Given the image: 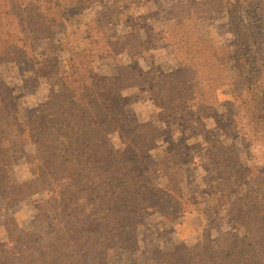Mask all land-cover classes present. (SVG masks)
<instances>
[{
    "label": "rangeland",
    "instance_id": "374dc122",
    "mask_svg": "<svg viewBox=\"0 0 264 264\" xmlns=\"http://www.w3.org/2000/svg\"><path fill=\"white\" fill-rule=\"evenodd\" d=\"M226 1L64 0L63 18L49 37L31 41L25 56L16 54L11 42L3 44L0 130L6 133L0 137L12 142L0 140L1 264H54L50 257L38 259L37 250H47L59 235L54 234L60 204L68 201L73 212L75 196L69 189L59 197L50 192L48 181H35L36 165H47V157L43 162L34 158V123L32 138L21 142L14 126L3 124L13 113L17 128L41 115L44 125L51 126L52 117L40 115V106L58 88L61 74L53 67L54 58L64 71L72 53L82 51L71 66L77 74L117 77L118 64L129 67L117 79L120 89L109 97L112 110L121 125L144 127L140 185L167 186L173 196L169 204L160 199L158 208L137 207L135 239H110L105 264H193L185 248L196 256L195 264H223V250L236 238H244V247L253 240L255 253L264 254V122L253 117L264 116V100L261 109L256 107L238 78L237 37L228 21L229 8L245 27L243 78L253 80L262 71L264 80V0ZM94 20L102 38L88 37ZM99 46H106V52ZM34 60L45 63L37 80ZM175 86L182 101L200 106L164 112L154 105L158 90L159 97H168ZM109 138L112 152L122 147L116 133ZM126 190L128 197L131 187ZM85 205L80 209L88 210Z\"/></svg>",
    "mask_w": 264,
    "mask_h": 264
},
{
    "label": "trees",
    "instance_id": "16d2710c",
    "mask_svg": "<svg viewBox=\"0 0 264 264\" xmlns=\"http://www.w3.org/2000/svg\"><path fill=\"white\" fill-rule=\"evenodd\" d=\"M63 2L64 0H0V63L4 60L2 49L4 43L11 42L14 52L25 56L30 51L31 41L49 37L54 24L63 18ZM220 2L227 4L226 0ZM228 21L237 37L238 48L233 53L238 78L244 82V90L250 95L254 105L261 109L264 100L263 72L258 71L253 80L243 78L241 74L244 66L243 51L247 43V36L243 32L245 27L236 16L235 10L229 8ZM93 35L102 38L97 20L89 27L88 37ZM94 44H99V41H94ZM98 49L106 52V46H99ZM82 52L72 53L67 70L64 71L59 70V64L54 58L53 67L61 74L58 88L52 91L50 97L40 106V115L47 113L52 117L51 126L44 125V117L41 115L29 123L22 122L20 124L22 127L17 128L18 118L16 114L13 116V113L10 118H8L10 114H7V121L3 124L5 128L14 126V132L18 133V141L21 142L32 138L30 131L34 123L36 145L34 158L43 162L44 154L47 157L45 160L47 165L44 162L43 165H36L35 181L39 180L43 185L48 181L50 192L58 194L59 197L64 196L69 189L75 196L73 212L69 211L68 201L60 204L61 218L58 220L59 228L54 234L59 235L53 238V242L47 243L49 246L47 250L43 248L37 250L38 259L46 260L50 257L54 264H86L88 260L92 262L91 264H105L110 239L115 238L125 243L135 239L137 228L133 215L137 207L149 205L158 208L160 199L168 204L173 199L167 186L156 188L140 185L142 174H139V166L142 165L141 168L145 170L142 161L145 146L141 134L144 127L139 124L130 126L127 122L121 125L119 123L121 118L112 110L109 97L120 89L117 79L123 70L128 72L129 67L118 64L120 73L117 77L77 74L72 72L71 66L76 63V58L81 56ZM109 53H112V50ZM44 64L34 60L35 80L44 75ZM175 87L177 91L172 87L168 97L166 95L159 97L158 90L154 105L164 112L167 110L174 112L180 106L184 110L187 107L200 106L192 101L193 98L190 100L192 102L182 101L183 96L178 95L179 88ZM189 97L191 95L187 94V98ZM3 108L5 109V106ZM13 111L17 113L15 108ZM253 117L258 122H264L262 114L255 113ZM0 133L6 131L0 130ZM115 133L122 147L112 152L109 135ZM0 140L12 142V139L5 137H0ZM6 186L9 189L16 188L11 184ZM130 187L132 192L130 196L125 197L126 188ZM8 194L7 190H2V196L8 197ZM246 197L247 195L240 196L241 199ZM81 203H86L85 208L88 207V210L80 209ZM101 213L103 214L100 215ZM110 213L116 215L111 217ZM111 221L113 223L109 226ZM247 232L249 233V230ZM261 235L263 247L264 232ZM34 241L39 242L40 238L35 236ZM253 242L252 240L247 243L246 247L244 238H236L230 242L227 249L223 250L222 263L264 264V254L255 253L259 250L251 247ZM185 251L191 254L195 264L196 256L192 254L191 249L185 248ZM262 252L264 253V248Z\"/></svg>",
    "mask_w": 264,
    "mask_h": 264
}]
</instances>
